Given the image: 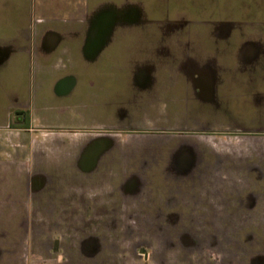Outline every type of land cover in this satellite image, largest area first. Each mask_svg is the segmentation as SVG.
Returning <instances> with one entry per match:
<instances>
[{"label": "rangeland", "instance_id": "1", "mask_svg": "<svg viewBox=\"0 0 264 264\" xmlns=\"http://www.w3.org/2000/svg\"><path fill=\"white\" fill-rule=\"evenodd\" d=\"M67 1L73 2L75 7L79 2L82 3L80 14L82 20H85L91 16L92 10L100 9V3L105 0H0V41L6 40L7 36L21 35L22 30L27 33L30 26L34 32L46 28L54 31L58 28L60 32L68 34L74 24L61 22V19L70 15V11L77 15L78 8L64 7ZM150 4L153 6L150 7ZM32 5H35L34 11L30 9ZM36 5L39 9H36ZM143 6L152 14L157 7L155 0H149L148 4L143 2ZM184 11L181 13L190 14L189 11ZM224 11L225 17L234 18L239 22L237 26L245 30L251 27H255L257 32L263 30L260 29V24L253 27L243 23L249 15L262 20L264 11L260 9ZM192 13L194 16L200 14V18H203V14L217 16L213 15L211 9L207 12L204 8H195ZM41 17L48 21L40 19ZM66 38L68 40V36ZM236 39L232 35L229 43L233 44ZM26 41L33 48L37 43L34 36ZM14 44L26 42L19 38ZM221 44L224 45L225 41H219V45ZM143 50L152 57L149 62L156 65L167 62L174 64L176 61V57L172 59L157 55L150 42L144 45ZM75 54L77 52L73 57ZM203 55L204 53L200 54ZM47 56L43 59H46L45 63L49 60L52 64L48 68V75L51 76L58 69L61 70L56 71L55 75L68 68L66 66H69L72 53L69 55L64 47L61 51L57 48ZM212 56L214 53L209 52L208 57ZM148 60L150 57H147ZM21 62L31 65L29 72L15 68V63ZM71 65L78 76L91 68L90 63L79 57L74 58ZM14 69L18 70L16 74H21L22 80L31 83L32 90L39 91L43 72L38 54L5 53L0 62V79H16ZM80 109L78 114L85 112L84 108ZM37 110L41 120L44 113L39 108L35 112ZM2 120L0 112V123ZM226 121L225 125L233 124V121ZM36 122V126H58ZM36 122L33 120V123ZM69 122L66 120L61 126H70L72 123ZM215 122L216 128H219V120ZM214 123L210 125L213 126ZM256 125L260 123L253 124ZM241 126L244 125L238 127ZM96 137L94 132L79 129L31 132L0 130L2 211L13 201L17 211L24 209L28 212V215L0 216V264H264V195L256 192L254 195L249 194L251 185L242 181L240 168H237L239 166L232 163L250 155L264 159V138L255 142L246 137L223 136L211 132L178 134L175 137L178 144L182 142L192 145L196 161L200 165L203 163V166L197 169L199 174L192 181L180 182L186 174L178 171L176 182L168 177L170 174L163 173L160 181L155 182L153 178H147V171H151L153 175V168L147 165L143 168L138 163L133 166L134 163L130 162L143 146L146 148L149 144L167 143L169 140L165 136L161 137L162 142L158 137L141 134L110 136V140L118 146L119 151L124 150V154L121 157L118 153L115 154L113 168L108 171L101 168L94 173L89 169H81L79 159L82 149ZM127 160H130L128 165L125 163ZM205 162L210 164L204 167ZM32 173H40L44 179L43 188L37 192H30L29 185L26 184ZM11 174L16 175L15 183H10ZM4 175L7 178L5 180ZM241 196L243 199L248 198L242 200ZM92 203L95 208L112 203V208L116 210L113 218L102 216L105 226L100 228L107 232L101 244L102 253L97 258L81 252L78 245V241L90 235L93 227L95 228V224H91V217L99 218V215H91ZM177 210L178 212L173 213ZM123 213H128L130 218L138 217L139 221L130 220L137 224L136 228L131 224L128 229L119 221L118 217ZM55 236L60 239L61 248L53 255L49 252V247ZM27 243L31 245L32 251L28 258L25 255ZM138 244H151L149 251L152 257L148 262H143L136 255ZM103 259L111 262H101Z\"/></svg>", "mask_w": 264, "mask_h": 264}, {"label": "flooded vegetation", "instance_id": "2", "mask_svg": "<svg viewBox=\"0 0 264 264\" xmlns=\"http://www.w3.org/2000/svg\"><path fill=\"white\" fill-rule=\"evenodd\" d=\"M148 1L105 0L100 3V9L90 12L91 16L86 17L82 27L85 39L81 50L91 68L83 71V79L73 75L58 76L60 73L55 75L61 69L49 76V72L42 68V81L37 92L36 89L32 90L31 83L20 78L21 74H16L18 70L29 72L31 65L15 63L18 70L14 69V74L18 79H0V112L3 117L0 129L22 132L79 129L94 132L97 137L86 144L79 159L81 169H89L94 173L101 168L107 171L113 168L115 154L118 153L120 157L124 154V150L119 151L110 136L141 134L158 137L159 141L165 136L169 141L164 145L155 143L146 145V148L143 146L134 154L136 158L131 162L125 161L127 165L130 162L134 163L133 166L138 163L143 168L146 165L153 168V175L147 171V178H153L155 182L160 181L162 173L170 174L168 177L176 182L178 171L186 174L180 182L192 181L199 174L197 169L203 166V163L200 165L196 161L192 145L178 144L175 138L178 134L211 132L246 137L255 142L264 138V48L258 39L244 38L246 32L254 29L256 24H260V29H263L261 32H264V18L245 17L244 25L254 27L245 30L237 26L239 22L234 18L224 15L226 9L239 11L241 8H256L263 12L264 0H155L157 7L153 14L144 9L143 2L148 4ZM195 8H204L207 12L211 9L213 15L217 16H194L192 11ZM36 9H39L38 5ZM183 10L189 11L191 15L181 13ZM28 30L26 40L34 36L36 48L23 39L26 44H14L22 36L16 35L14 42H0V58L8 52L18 55L30 52L38 54L43 62V57L57 48L61 51L63 46H68L69 55L77 52L78 41L73 38L65 40L66 36H72L70 34L49 28L34 32L31 26ZM232 35L237 39L230 44ZM219 41H225V44L221 46ZM148 42L152 43L161 57L177 59L178 55H182L184 58L178 65L171 62L158 65L151 63L152 57L143 50ZM209 52H213L214 56L208 57ZM232 52H236V63L229 62L227 57ZM218 56L222 57L221 63L218 62ZM147 57L150 60L147 61ZM176 71L181 80L175 78L177 75L172 78ZM176 89L190 92L191 97H187L185 103H177L170 98ZM81 107L85 112L78 114ZM37 108L44 113L41 120L37 114L39 110L35 112ZM33 120L58 126H36L37 122L33 123ZM66 120L72 124L61 126ZM216 120H219V128L215 126ZM226 120L233 121V124L225 125ZM257 122L260 125L253 126ZM212 123L213 126L210 125ZM241 124L244 126L238 127ZM232 163L239 166L237 168H240L242 181L251 185L249 194L254 195L256 192L264 195V159L250 155ZM209 164L205 162L204 167ZM11 175L10 183H15L16 175ZM29 177L26 184L30 192L43 188L44 179L40 173H32ZM3 179H7L5 175ZM245 198L240 197L242 200ZM12 202L3 212L0 197V216L28 215L24 209L17 211ZM111 204H107L106 209L103 205L95 208L94 203L91 204V215H99V218L91 217V224H95V228L90 235L78 241L81 252L96 258L102 253L101 244L107 230L100 226H105L102 216L113 218L116 210ZM176 212L178 210L173 213ZM118 218L128 229L131 224L135 228L137 226L131 219L139 221L138 217L130 218L128 213ZM49 248V252L56 255L61 248L60 239L53 237ZM149 248H152L151 244L136 246V255L143 262H148L152 257ZM25 250L28 258L32 252L29 243L25 245ZM101 262L111 261L103 259Z\"/></svg>", "mask_w": 264, "mask_h": 264}, {"label": "crops", "instance_id": "3", "mask_svg": "<svg viewBox=\"0 0 264 264\" xmlns=\"http://www.w3.org/2000/svg\"><path fill=\"white\" fill-rule=\"evenodd\" d=\"M251 1H253V0H251ZM64 5H65L64 7H66V8H76V7L78 8V14L77 15L74 14L73 11L72 12L70 11L69 12L70 15L62 17L61 22L65 21L66 23L71 22L72 24H74L73 27L70 28L69 33H68V34H70L72 36H68V38H73V39L78 41L76 46H77V55H79V56H77L76 54L74 55V57H73V55H72V57L70 56L71 59H70L69 66H66L68 68L64 69L65 71L63 73H61L60 76H67V75L72 76L73 75V77L76 76V77L83 78L82 75L78 76L76 74V71H75L74 67H72V65H71L72 61L74 60V58L76 59V57H79V59L87 62V60L85 59V57H84V55L82 53V50H81L82 42L85 39V36L82 34V27H83V24H84V20H82V16L80 14V13H82L83 5H82L81 2H79V4L75 7V4H73V2H68V1ZM34 6L35 5H33L32 8H35ZM80 9H81V11H80ZM71 13H72V15H71ZM55 29L58 30V28H55ZM25 33L26 32H23V34L20 37V39H23V40L27 39ZM246 35L247 36H245L244 38H249L250 40H256V39L260 40L261 45L264 48V32H257L254 29H252V30L246 32ZM5 38H6V40H2L0 42L10 43L11 41L15 40L16 37L7 36ZM2 39H4V38H2ZM64 47H68V46H63L62 49ZM235 54H236V52H232L229 55H227V57L229 58V62L236 63V61L234 59L235 58ZM46 57H48V56H46ZM183 58H182L181 55L177 56V59H176L174 65H178L180 60L183 59ZM221 58H222L221 56H218V62L219 63H221L223 61ZM223 59H224V57H223ZM45 61H46V59H43V62H41L42 63V68H43V70L48 71V68H50L52 66V64H50L51 62H49V60H47L46 63H45ZM173 73L174 74H172V78H173L174 75H177L175 78L181 80V78H179V72H177L176 74H175V72H173ZM180 74H181V72H180ZM183 76H182V78H183ZM15 77H16V79H18L17 76H15ZM187 97H191V93L190 92H188V93L182 92V90H180V89H178V90L176 89L175 93H173V95L171 94V96H170V98H173V100H176L177 103H185L186 100H187L186 99Z\"/></svg>", "mask_w": 264, "mask_h": 264}, {"label": "water", "instance_id": "4", "mask_svg": "<svg viewBox=\"0 0 264 264\" xmlns=\"http://www.w3.org/2000/svg\"><path fill=\"white\" fill-rule=\"evenodd\" d=\"M4 57V56H3ZM3 57H1V58H3ZM1 58H0V62H1Z\"/></svg>", "mask_w": 264, "mask_h": 264}]
</instances>
